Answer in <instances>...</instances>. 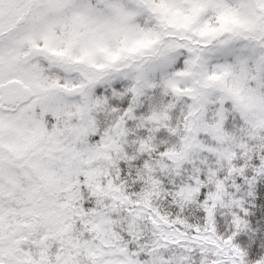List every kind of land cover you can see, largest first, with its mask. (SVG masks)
<instances>
[{
  "label": "snow or ice",
  "instance_id": "snow-or-ice-1",
  "mask_svg": "<svg viewBox=\"0 0 264 264\" xmlns=\"http://www.w3.org/2000/svg\"><path fill=\"white\" fill-rule=\"evenodd\" d=\"M154 105L235 126L236 158L202 145L173 163ZM109 125L128 141L111 145L119 179L165 172L152 183L174 228L151 244L138 222L115 226V204L100 213ZM224 159L237 167L217 171ZM262 160L264 0H0V264H264Z\"/></svg>",
  "mask_w": 264,
  "mask_h": 264
},
{
  "label": "clouds",
  "instance_id": "clouds-1",
  "mask_svg": "<svg viewBox=\"0 0 264 264\" xmlns=\"http://www.w3.org/2000/svg\"><path fill=\"white\" fill-rule=\"evenodd\" d=\"M131 102V97L129 98ZM163 103V100L161 101ZM153 110L157 113L158 119L148 121L149 127L159 128L165 127L171 129L169 136L174 137L168 143L166 151L170 153L169 159L175 163L177 160L183 159L185 162L191 161L195 158H200L198 153L203 150V147H215L217 152L220 151H231L233 153V160L235 157L234 147L242 141L239 138V129L235 128L234 130L229 131L224 129L222 126L219 129L211 128L212 117L209 116L208 120H203L202 116L198 112L186 113L181 109V111L176 114H172L171 109L163 110L161 106L154 105ZM96 111L103 112L104 108L102 106H97ZM163 111V115L160 113ZM152 113L150 112L149 115ZM183 116V118H182ZM251 118L255 119V113L250 114ZM108 118L113 119L111 113L109 112ZM201 124H208L209 127L207 130L201 128ZM99 130V126L97 125ZM199 129V131L197 130ZM102 138L105 144L109 145L108 148H104L103 151L109 154V158H100L94 160L92 165L100 169V174L96 177L98 182H102L101 191L102 194L99 197L100 202V213L102 216L107 215L112 209L109 205L115 204L118 208L123 211L124 215H120L117 212V215L114 220L116 227H120L121 222L125 224L130 221H135L137 223V230L141 234L147 235L149 238L145 241L146 244H151L155 240H158L162 235L171 234L174 228V225L168 221V217L172 216L171 211L164 208L160 203L163 200L162 196H158L157 187L153 185V180H158L156 175L157 171H160V174L163 175L165 172L159 169L158 166H152L151 168H141L137 170V174L134 176H127L126 179H119V173L115 170V162L121 157V153L112 147L113 143L120 146L122 149L123 144L128 143V141L120 135H117L118 129L112 125L106 126L104 129L100 130ZM260 133L257 131L256 136L259 137ZM207 136L208 140L212 143L210 145L204 144V137ZM217 137H221L217 139ZM252 137H249L251 139ZM153 140L155 136L153 135ZM165 141H160L164 143ZM247 143V141H243ZM259 143V140H257ZM203 145V147H202ZM156 145L153 144V148ZM249 152L247 153L248 159H251V152L255 150L257 155H259V149L256 145H248ZM215 155V153H213ZM244 153H241V159L244 158ZM111 160V163L109 162ZM201 159L206 160L207 157ZM220 157H217L219 160ZM233 160L224 159L222 163L217 164L216 170H226L228 167L235 168L237 165L233 163ZM216 163V161H213ZM264 163V160L261 161ZM239 167H244L240 165ZM207 165H205V169ZM112 172L113 174L109 175L108 173ZM226 175H230L226 172ZM112 181L111 185L108 184V181ZM138 184L139 186L132 190V185ZM215 190V186H213ZM106 201V203H105ZM129 209H132L133 212H129ZM156 209H159V212H156V223L152 224L148 228L147 232L144 233L142 229L139 228L140 224H145L146 217L149 216L150 210L155 212ZM179 213V209L177 210ZM164 218L161 219L160 217ZM175 219V217H173ZM99 227L97 229L96 236L100 243L109 242L112 240V231L113 225H105L98 220ZM148 223L151 224V220H148ZM162 256V254H161Z\"/></svg>",
  "mask_w": 264,
  "mask_h": 264
}]
</instances>
